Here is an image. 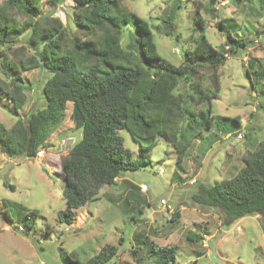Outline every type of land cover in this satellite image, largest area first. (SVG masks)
I'll use <instances>...</instances> for the list:
<instances>
[{"label":"trees","instance_id":"1","mask_svg":"<svg viewBox=\"0 0 264 264\" xmlns=\"http://www.w3.org/2000/svg\"><path fill=\"white\" fill-rule=\"evenodd\" d=\"M50 1L58 5L64 0ZM73 1V22L84 37L76 36L70 42L62 20L42 11L43 0L0 2V93L14 109H21L27 101L23 73L37 67L51 72L43 86V107L25 119L17 118L11 128L0 123V151L10 157L35 158L63 123L68 102L72 103L75 128L81 137L61 158L66 207L58 212L59 220L69 225L80 207L99 199L104 185L115 184L121 172L146 166L160 136L170 141L182 168L189 148L205 131L216 128L219 134L215 132L214 137H218L240 129L238 118L214 114L212 101L219 97L218 69L228 53L235 54L250 43L238 34L241 25L234 17H221L215 26L225 32L224 42L214 46L203 33L193 48L185 49L182 62L176 65L158 52L148 22L122 0ZM172 19L170 16L164 27L166 35L172 34ZM197 21L204 32L206 19L199 8ZM128 25L135 32L129 34L126 47L122 38ZM21 37L23 44L13 48ZM25 47L33 54L25 55ZM246 73L255 88L259 76H264L261 60L250 59ZM259 93L264 96V89ZM259 107L264 110V103ZM124 128L140 146L136 157L119 134ZM242 160V167L232 177L199 183L193 194L198 204L221 209L230 223L247 215H264V139ZM175 177L179 178L177 172ZM38 215V209L27 212L25 228H34ZM179 216L174 212L171 222ZM187 238L198 241L203 236L189 230ZM123 240L120 237L118 244ZM144 242L145 258L137 259L145 260L143 264L177 263L176 246ZM119 245L107 243L86 259L77 251L62 249L61 256L66 264H107L117 255ZM141 251L139 244L132 249L136 256Z\"/></svg>","mask_w":264,"mask_h":264},{"label":"rangeland","instance_id":"2","mask_svg":"<svg viewBox=\"0 0 264 264\" xmlns=\"http://www.w3.org/2000/svg\"><path fill=\"white\" fill-rule=\"evenodd\" d=\"M122 1L148 22L158 52L176 65L182 62L185 49L193 48L203 33L214 46L224 42L225 32L215 26L216 20L232 16L240 23L237 32L249 39L251 48L228 53L218 69L221 90L212 101V111L238 118L241 127L218 137H214L215 132L219 134L216 128L205 131L189 148L182 168L177 165L178 156L170 141L160 136L150 150L151 161L141 169L126 172L130 179L147 186L145 194L149 202L135 208L127 204L124 209L114 205L117 209L111 210V201L101 193L110 187L109 194L123 197V185H104L101 198L79 208L74 224L69 225L58 217V212L66 207L61 158L80 139L81 131L75 128L72 103L68 102L63 123L35 158L10 157L0 151V264H66L61 249L77 251L86 259L107 243L119 245L120 237L123 243L107 264H143L145 240L158 246H176L175 264H264V215H247L230 223L221 209L198 204L193 199L199 183L211 184L232 177L243 165V157L264 139V110L259 107L264 103V96L259 93L264 89V76H259L252 89L246 73L252 58H259L264 65V0ZM197 8L206 19L204 32L197 21ZM42 11L62 20L67 42L76 36L84 37L73 22V0L58 5L43 0ZM170 16H173L172 34L166 35L164 27L169 24ZM134 32L132 25L125 27L124 46L127 47L129 34ZM22 44L23 37L15 41L13 48ZM23 51L28 56L33 54L26 47ZM250 71L255 81L256 74ZM50 75L42 67L23 73L27 101L21 109H14L12 102L0 93V123L11 128L17 118L25 119L30 112L43 107V86ZM206 83L210 85L208 79ZM240 131L244 133L242 137L237 135ZM119 134L134 157L138 156L140 146L129 131L120 129ZM176 172L179 178L175 177ZM136 194L142 195L139 191ZM161 198L167 203L162 204ZM168 204L172 205L171 209ZM32 209H38L39 215L35 227L27 229L23 222ZM87 209L91 215L85 225L82 215ZM177 211L180 216L172 223L171 217ZM189 230L201 232L203 238L189 240ZM138 244L143 251L136 256L132 249ZM141 256L143 259L137 260Z\"/></svg>","mask_w":264,"mask_h":264},{"label":"crops","instance_id":"3","mask_svg":"<svg viewBox=\"0 0 264 264\" xmlns=\"http://www.w3.org/2000/svg\"><path fill=\"white\" fill-rule=\"evenodd\" d=\"M232 17V16H230ZM256 41V40H255ZM248 48H251L248 46ZM257 68V64L255 66ZM242 167V166H241ZM127 171H124V172H121L120 175L118 176L117 178V181L115 184H113L114 186H117V187H120L123 185V189L121 191V194L123 195V197L119 194V195H111L109 194V190L111 189L109 187V189H107L105 192L101 193V196L105 197L108 199V201H111V207L110 209H117L116 207H114V205H118V206H123V209L124 208H127V205L130 207V208H135L137 206H140L142 205L143 203L146 204L147 202H149V196H146L145 192L142 191L140 188H139V185L143 182H140V183H137L135 180H132L130 179L128 176H127ZM144 184V183H143ZM136 191H139L142 195H138L136 194ZM148 191V190H147ZM100 194V193H99ZM145 195V196H144ZM101 196L99 195V198H101ZM122 202H121V201ZM87 204V203H86ZM85 204V205H86ZM84 205V206H85ZM83 207V206H82ZM81 208V207H80ZM165 208V206H164ZM164 208L161 209V211H164ZM79 210V209H78ZM78 210H77V214H78ZM95 210V209H94ZM97 210H99V208H97ZM91 215V211L89 209L85 210L83 212V215H82V223H85V225H88V221H89V216L88 215ZM120 214V213H119ZM258 217H260L259 214H256ZM77 216V215H76ZM117 216V215H116ZM120 216V215H119ZM264 218V217H263ZM75 221V220H74ZM73 223H71L70 225H73ZM84 225V224H82ZM201 233V232H200ZM113 244V243H111ZM205 254V253H204ZM201 256V255H200Z\"/></svg>","mask_w":264,"mask_h":264},{"label":"built area","instance_id":"4","mask_svg":"<svg viewBox=\"0 0 264 264\" xmlns=\"http://www.w3.org/2000/svg\"><path fill=\"white\" fill-rule=\"evenodd\" d=\"M243 132L242 131H240V132H238V137H242L243 136ZM139 188L142 190V191H147L148 190V188H147V186L145 185V184H143V183H141L140 185H139ZM160 202L162 203V204H166L167 203V201L164 199V198H161V200H160ZM168 208L169 209H171L172 208V205L171 204H168ZM240 227L238 226L237 227V229H239Z\"/></svg>","mask_w":264,"mask_h":264}]
</instances>
